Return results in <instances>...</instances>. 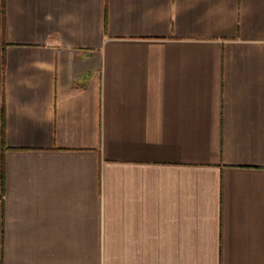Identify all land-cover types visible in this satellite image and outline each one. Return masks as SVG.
<instances>
[{
	"label": "crops",
	"instance_id": "1",
	"mask_svg": "<svg viewBox=\"0 0 264 264\" xmlns=\"http://www.w3.org/2000/svg\"><path fill=\"white\" fill-rule=\"evenodd\" d=\"M0 264H264V0H0Z\"/></svg>",
	"mask_w": 264,
	"mask_h": 264
}]
</instances>
